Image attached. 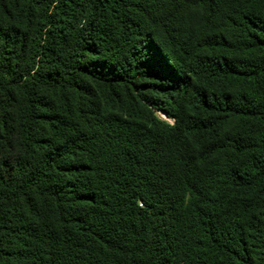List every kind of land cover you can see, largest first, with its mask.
Listing matches in <instances>:
<instances>
[{
	"label": "trees",
	"instance_id": "obj_1",
	"mask_svg": "<svg viewBox=\"0 0 264 264\" xmlns=\"http://www.w3.org/2000/svg\"><path fill=\"white\" fill-rule=\"evenodd\" d=\"M0 264H264V0H0Z\"/></svg>",
	"mask_w": 264,
	"mask_h": 264
}]
</instances>
